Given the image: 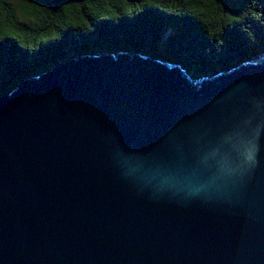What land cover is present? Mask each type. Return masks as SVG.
<instances>
[{
  "label": "water",
  "instance_id": "water-1",
  "mask_svg": "<svg viewBox=\"0 0 264 264\" xmlns=\"http://www.w3.org/2000/svg\"><path fill=\"white\" fill-rule=\"evenodd\" d=\"M177 66L86 54L0 99V264H264V56Z\"/></svg>",
  "mask_w": 264,
  "mask_h": 264
},
{
  "label": "trees",
  "instance_id": "trees-1",
  "mask_svg": "<svg viewBox=\"0 0 264 264\" xmlns=\"http://www.w3.org/2000/svg\"><path fill=\"white\" fill-rule=\"evenodd\" d=\"M113 52L220 74L264 56V0H0V99L58 63Z\"/></svg>",
  "mask_w": 264,
  "mask_h": 264
},
{
  "label": "rangeland",
  "instance_id": "rangeland-1",
  "mask_svg": "<svg viewBox=\"0 0 264 264\" xmlns=\"http://www.w3.org/2000/svg\"><path fill=\"white\" fill-rule=\"evenodd\" d=\"M13 4H15V3H13ZM176 65V64H175ZM237 67H240V66H237ZM181 69V71L182 72H184L185 73V70H182V68H180ZM187 74H190L189 72H187Z\"/></svg>",
  "mask_w": 264,
  "mask_h": 264
},
{
  "label": "bare ground",
  "instance_id": "bare-ground-1",
  "mask_svg": "<svg viewBox=\"0 0 264 264\" xmlns=\"http://www.w3.org/2000/svg\"><path fill=\"white\" fill-rule=\"evenodd\" d=\"M158 3V2H157ZM155 10V9H154ZM171 63V62H170ZM171 64H173V65H175L174 63H171ZM176 66V65H175ZM178 68H179V66H177ZM179 70L181 71V69L179 68ZM185 74H187L186 73V71H185Z\"/></svg>",
  "mask_w": 264,
  "mask_h": 264
},
{
  "label": "flooded vegetation",
  "instance_id": "flooded-vegetation-1",
  "mask_svg": "<svg viewBox=\"0 0 264 264\" xmlns=\"http://www.w3.org/2000/svg\"><path fill=\"white\" fill-rule=\"evenodd\" d=\"M71 39V38H70Z\"/></svg>",
  "mask_w": 264,
  "mask_h": 264
}]
</instances>
